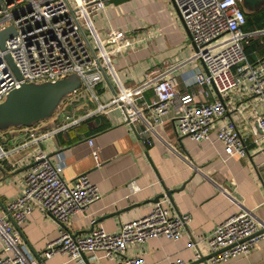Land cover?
I'll return each mask as SVG.
<instances>
[{"label":"built area","instance_id":"built-area-1","mask_svg":"<svg viewBox=\"0 0 264 264\" xmlns=\"http://www.w3.org/2000/svg\"><path fill=\"white\" fill-rule=\"evenodd\" d=\"M107 0H0V30L13 27V34L5 37L0 49V101L7 92L24 82L41 83L55 81L68 72L79 76L80 86L59 101L58 109L65 107L82 95L80 89L89 91L96 102L93 112L123 108L126 121L144 122L135 129L138 140L150 143L146 133L152 127L162 126L169 118L175 121L179 134L195 141L209 139L214 129L216 139L228 156L240 158L248 154V146L260 151L264 146V54L254 62L248 61L244 46L249 36L264 33V28L245 30V9L241 0H169L177 17L185 28L190 41V58L201 63L191 73V81L197 91L179 92L173 82L171 65L149 68L142 80L117 92L107 102H100L93 92L102 71L109 67V56L124 48H133L140 41L131 39L118 27L105 28L104 37L91 47L83 28L86 16L92 17ZM87 17V18H88ZM129 32V33H128ZM143 37L145 41L160 30L154 29ZM146 33V34H147ZM135 37V36H134ZM131 39V40H130ZM136 47V46H135ZM10 56L19 73L17 78L7 61ZM212 85L216 95L213 99L200 98L207 95ZM204 87V88H203ZM151 89L150 102L134 103L142 97V91ZM236 112L238 119L229 116ZM223 122L217 121L224 116ZM60 125L40 132L29 131V141L44 139L69 123L78 121L62 112ZM259 124L260 133L251 129V121ZM91 144V139L87 140ZM5 154L0 148V156ZM97 162V156L91 151ZM264 162V161H263ZM61 163H53L46 151L37 150L28 161L27 170L17 195L10 198L0 214V264H42L55 254L72 258L76 264H85V259L96 258V252L113 259L116 264H138L137 255L126 256L125 251L149 238L163 236L176 239L185 232L191 216L188 213H171L166 192L153 201L149 213L134 220L121 223L118 230L109 232L95 227L83 234H74L66 228L69 218L76 213H86L89 204L99 199L100 192L86 174L71 180L62 178ZM133 191L132 181L127 183ZM32 210L51 215L58 223L57 236L47 241L41 251L42 259L33 256L24 246L17 224L23 222ZM264 238V219H259L251 208L242 206L237 212L216 223L205 238L206 264L225 262L236 255H245L258 240ZM193 259L202 256L197 242ZM88 253V257L84 253ZM170 264H185L174 259Z\"/></svg>","mask_w":264,"mask_h":264},{"label":"crops","instance_id":"crops-1","mask_svg":"<svg viewBox=\"0 0 264 264\" xmlns=\"http://www.w3.org/2000/svg\"><path fill=\"white\" fill-rule=\"evenodd\" d=\"M87 17L83 30L91 47L104 37L102 27L132 31L128 32V37L140 39L134 43L136 47L124 48L109 56L110 66L104 69L93 87L98 101L105 103L115 93L142 80L149 68L159 69L168 64L172 66L174 86L179 92L197 91L191 73L202 65L189 57L190 41L169 0H126L117 4L106 1L102 9ZM154 29H159L160 34L145 41L143 37ZM261 34L249 36L247 41L257 39L261 43ZM252 54L256 59L264 50L261 54L252 51ZM204 87L207 95L202 98L196 95V98L213 99L214 87ZM80 93L82 95L74 103L56 108L49 117L32 125L0 129V148L5 153L0 156V214L4 213L6 202L17 195L34 152L43 150L51 162L61 163L62 178L71 180L86 174L100 192L99 199L88 205L86 213L73 214L66 222L71 233L83 234L95 227L116 231L121 223L149 213L153 197L166 191L169 194L165 205L171 213L190 214V222L182 236L172 240L155 236L129 247L124 254L138 255V264H170L174 259L190 264L194 261L195 248L190 240L197 242L202 255H206L204 240L216 223L242 206L251 208L259 219H264V146L258 151L250 144L246 156H228L216 139L214 129L209 132V139L195 141L179 134L172 118L162 126L152 127L146 133L150 143H142L134 128L144 126L146 120L133 122V128L120 106L93 112L96 102L89 91L82 88ZM151 94V89L143 90L142 97L132 101L150 102ZM62 112L77 117L78 121L22 146L26 140H32L29 131L40 132L64 122ZM229 116L238 119L236 112ZM226 118L227 115L217 124ZM258 125L256 120L251 121V129L257 134L260 133ZM91 151L95 152L97 162ZM130 181L135 185L133 191L127 186ZM58 226L51 215L32 210L17 224V229L27 250L42 259L41 251L47 241L57 236ZM84 255L88 257V253ZM95 256L88 258L85 264H116L121 259L120 256L108 259L102 252H96ZM42 264L76 263L72 258L55 254L43 259ZM213 264H264V238L245 255Z\"/></svg>","mask_w":264,"mask_h":264},{"label":"water","instance_id":"water-1","mask_svg":"<svg viewBox=\"0 0 264 264\" xmlns=\"http://www.w3.org/2000/svg\"><path fill=\"white\" fill-rule=\"evenodd\" d=\"M107 1L117 4L126 0ZM241 5L247 11L253 12L264 5V0H241ZM13 33L11 25L0 30V49H3L5 37ZM5 60L12 68L15 76L19 78L18 70L15 68L8 53H5ZM99 69L103 73L102 67L99 66ZM79 86V76L75 79L61 77L55 81L21 83L19 87L9 90L3 100L0 101V129H6L8 126L26 127L49 117L56 110L61 98ZM166 194L168 195L169 192L166 191ZM160 195L154 196L152 201H155ZM212 253L209 252V254L202 255L198 259L191 261L190 264L205 262V259ZM35 257L38 258L36 254Z\"/></svg>","mask_w":264,"mask_h":264},{"label":"trees","instance_id":"trees-1","mask_svg":"<svg viewBox=\"0 0 264 264\" xmlns=\"http://www.w3.org/2000/svg\"><path fill=\"white\" fill-rule=\"evenodd\" d=\"M245 29L256 30L264 28V5L261 6L259 9L249 12H245ZM264 50V33L261 34V43H258L257 39H251L247 41L244 46V52L248 61L254 62L255 58L252 54V51L258 52L261 54Z\"/></svg>","mask_w":264,"mask_h":264},{"label":"rangeland","instance_id":"rangeland-1","mask_svg":"<svg viewBox=\"0 0 264 264\" xmlns=\"http://www.w3.org/2000/svg\"><path fill=\"white\" fill-rule=\"evenodd\" d=\"M64 78H68V79H75L77 77V75L73 72H68L66 73L64 76ZM59 105V104H58ZM58 107V106H57Z\"/></svg>","mask_w":264,"mask_h":264}]
</instances>
